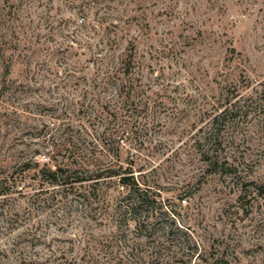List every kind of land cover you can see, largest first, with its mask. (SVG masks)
I'll return each instance as SVG.
<instances>
[{"label": "rangeland", "instance_id": "1", "mask_svg": "<svg viewBox=\"0 0 264 264\" xmlns=\"http://www.w3.org/2000/svg\"><path fill=\"white\" fill-rule=\"evenodd\" d=\"M5 7L22 23L0 79V175L24 194L0 198L15 209L0 206V264H149L154 238L158 264H264V0ZM64 146L132 167L153 194L148 228L116 200L45 191L31 163Z\"/></svg>", "mask_w": 264, "mask_h": 264}, {"label": "trees", "instance_id": "2", "mask_svg": "<svg viewBox=\"0 0 264 264\" xmlns=\"http://www.w3.org/2000/svg\"><path fill=\"white\" fill-rule=\"evenodd\" d=\"M4 3L6 5L8 0H4ZM5 5L0 6V62H4L0 79L3 78V84L10 75L12 66L11 59L5 55L17 51L14 40L17 39L16 28L18 27L14 22L22 23L20 21V9L16 7H7L6 9ZM131 59L132 55H129L126 61L127 67L130 66ZM126 72H123V75H126ZM3 86L0 85V92ZM125 86L124 83L121 84L118 91L121 93L122 89L126 88ZM56 150V153L47 154L48 162L46 163L40 164L38 159L37 161L33 159L32 163L31 159L26 161L21 165L22 171L28 172L32 169L29 163L33 164V167L39 168L33 178L45 191L50 187L56 190L55 196L62 200H67L72 195L78 201L95 204L98 208H103L104 211H107V205L104 207V204L107 203L106 200H116V210L122 211L120 214H127L137 229L148 228L146 224H148L149 217H143L142 211L149 202H153V199L150 200V196L153 194H151V188L147 183L133 173L132 167H124L121 163L113 164L109 161L108 152L102 148H97V146L78 154L74 149L70 150L69 147L65 146ZM215 163V161H209L210 165ZM2 170L4 169L0 168V173L4 172ZM20 180L21 177L15 176L13 172L0 175V198L12 194V191L17 195V198H20L24 194L23 188L17 189V182ZM110 189L117 190L119 199L109 193ZM0 206H5V211L9 214L15 211L11 204H1ZM151 243V249L141 259H147L149 264H158L164 254V245L155 238L151 239ZM118 262L121 263L122 259H118Z\"/></svg>", "mask_w": 264, "mask_h": 264}]
</instances>
